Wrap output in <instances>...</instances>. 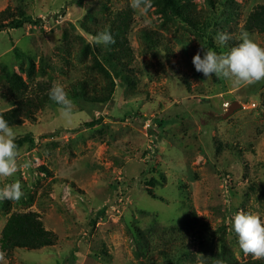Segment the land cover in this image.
I'll list each match as a JSON object with an SVG mask.
<instances>
[{
    "label": "rangeland",
    "instance_id": "1",
    "mask_svg": "<svg viewBox=\"0 0 264 264\" xmlns=\"http://www.w3.org/2000/svg\"><path fill=\"white\" fill-rule=\"evenodd\" d=\"M151 4L143 11L130 0H0L1 23L22 15L36 20L0 32V113L20 97L47 94L56 82L68 93L85 79L98 90L108 84L113 72L101 55L114 48L90 37L116 13L132 11L127 79L113 80L107 104L73 100L77 113L67 124L47 103L14 127L17 140L33 139L19 157L31 167L0 176V188L19 180L25 193L0 201V233L11 214L35 212L55 242L39 251L12 250L0 264H141L148 257L161 261L160 250L181 244L190 254L183 264H207L220 243L238 263L256 260L239 248L229 219L241 209L264 219V80L235 87L205 78L192 64L201 48H210L205 39L159 0ZM184 5L194 22L210 13L205 0ZM223 5L207 35L227 32L225 46L232 44L218 53L241 42L249 13L264 0ZM143 31L162 46H151ZM250 36L264 47V33ZM11 74L21 77L19 90L7 83ZM244 86L242 102L234 94ZM233 102L240 107L222 119ZM192 212L216 233L210 243L182 230Z\"/></svg>",
    "mask_w": 264,
    "mask_h": 264
},
{
    "label": "trees",
    "instance_id": "2",
    "mask_svg": "<svg viewBox=\"0 0 264 264\" xmlns=\"http://www.w3.org/2000/svg\"><path fill=\"white\" fill-rule=\"evenodd\" d=\"M165 12H169L170 15L176 17L182 23L186 24L188 27L193 28L205 39L204 42L206 45L217 52H223L226 50V47L230 46H219L213 42V37L210 33L213 28H215L218 23L219 18L218 12L224 6L223 4L227 2L221 0H205L206 5L209 7V14H207L203 22H194L189 15L188 11L184 5L186 0H159ZM227 4V3H226ZM132 11L127 9L116 13L112 19L108 21L107 27L103 30L108 29L111 31L115 39V44L109 45L114 48L113 51L105 52L101 55V59L108 65L109 69L113 72V79L108 82V84L98 87L95 83V80H84L77 81L73 86L72 90L68 93L69 97L73 100H82L83 102L104 105L107 104L112 95L114 89V81L117 79H123L126 82V76L124 71L126 66L131 59V49L127 39V35L130 28ZM34 21L30 17L24 15L20 17H12L8 19V22H0V32L6 29H19L25 25H31ZM102 30V31H103ZM242 32H248L249 34L258 32L264 33V5H259L249 13L245 24L242 27ZM142 37H144L147 42L155 47L159 48L162 46L159 39L152 37L146 31H143ZM34 70V62L32 58H28L27 61V70L26 73L28 76L32 74ZM21 72H25L23 69H20ZM104 74H107L104 72ZM7 83L14 90H19L20 87L24 86L21 77L16 74H11L7 78ZM90 89V91H88ZM49 93V92H48ZM43 94L40 97H20L15 102L13 108L1 112L0 115H3L4 119L8 121L9 125L13 127H18L22 125L23 119L33 120L34 113L38 110H41L44 104L52 103L56 105L52 100L49 99V95ZM248 94L247 86H244L236 91L234 96L241 97V101L245 102L246 98L242 97ZM206 99L204 102L210 103ZM95 122L88 123V126L95 125ZM28 142L33 146V139L28 137H23L22 139L16 140V143L20 146H23V143ZM188 221L186 220L183 223V231L195 232V235L199 240H208L209 243L213 240L215 232L211 231L208 224L199 220L196 215L188 213ZM218 233V232H217ZM55 237L52 233L45 231L42 225V222L39 219V216L35 212H25V213H13L6 220L1 233H0V250H3L8 254L10 251L15 249H23L27 251H39L42 248H50L54 245ZM228 250L220 243L218 248L213 251L215 256L208 257L207 264H216L217 259H222L227 261V264H264V259H256L254 261H247L244 263H238L232 255L228 254ZM161 261L155 259L146 258L145 263L141 264H183L187 262L190 258V254L184 244H181L174 248V251L160 250L158 253Z\"/></svg>",
    "mask_w": 264,
    "mask_h": 264
},
{
    "label": "clouds",
    "instance_id": "3",
    "mask_svg": "<svg viewBox=\"0 0 264 264\" xmlns=\"http://www.w3.org/2000/svg\"><path fill=\"white\" fill-rule=\"evenodd\" d=\"M133 9L147 11L151 0H130ZM94 45H112L115 39L111 31L105 29L90 37ZM217 45L225 46L231 39L227 32H217L213 38ZM241 42L227 53H218L212 48H201L193 57L195 71L205 78L215 76L238 87L241 84H252L264 80V47H261L248 32H242ZM203 52V56H201ZM49 99L58 105L61 117L67 124L73 122L77 113V105L69 97L65 86L59 82L49 90ZM18 133L0 115V176L12 177L21 167H31L30 161L20 163V146L16 143ZM25 195L19 180H15L0 188V201H19ZM229 223L238 237V245L242 252L256 259H264V219L257 213L237 211L230 217ZM6 252L0 250V262L5 261ZM216 264H227V261L217 259Z\"/></svg>",
    "mask_w": 264,
    "mask_h": 264
},
{
    "label": "water",
    "instance_id": "4",
    "mask_svg": "<svg viewBox=\"0 0 264 264\" xmlns=\"http://www.w3.org/2000/svg\"><path fill=\"white\" fill-rule=\"evenodd\" d=\"M240 105L237 102H233L226 110V112L222 115V119L226 118L234 111V109L239 108Z\"/></svg>",
    "mask_w": 264,
    "mask_h": 264
},
{
    "label": "built area",
    "instance_id": "5",
    "mask_svg": "<svg viewBox=\"0 0 264 264\" xmlns=\"http://www.w3.org/2000/svg\"><path fill=\"white\" fill-rule=\"evenodd\" d=\"M146 126H148V125H146ZM146 126H145V127H146Z\"/></svg>",
    "mask_w": 264,
    "mask_h": 264
}]
</instances>
